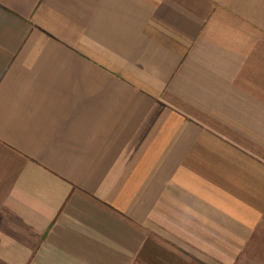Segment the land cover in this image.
I'll use <instances>...</instances> for the list:
<instances>
[{"label": "crops", "instance_id": "crops-1", "mask_svg": "<svg viewBox=\"0 0 264 264\" xmlns=\"http://www.w3.org/2000/svg\"><path fill=\"white\" fill-rule=\"evenodd\" d=\"M0 264H264V0H0Z\"/></svg>", "mask_w": 264, "mask_h": 264}]
</instances>
